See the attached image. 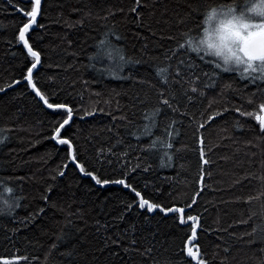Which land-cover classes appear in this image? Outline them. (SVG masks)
I'll return each mask as SVG.
<instances>
[{"label": "trees", "instance_id": "16d2710c", "mask_svg": "<svg viewBox=\"0 0 264 264\" xmlns=\"http://www.w3.org/2000/svg\"><path fill=\"white\" fill-rule=\"evenodd\" d=\"M146 2L144 20L151 25L150 28L137 26L135 13L127 11L131 6L130 0H43L44 15L39 17V21L46 28L37 27L30 32L45 62L39 69V75L45 83L49 78L54 80L52 88L59 94L60 100H67L77 108H102L110 110L117 117L124 114L128 117L127 121L114 120L112 115L97 111L95 116L84 120L78 117L75 119L69 131L76 134L82 158L88 160L90 166L95 162L98 152L111 148L117 139L136 146L130 133L136 132L139 126L143 134L142 126L148 123L143 119L145 110L159 103L157 92L161 87L149 64L136 66V79L145 78L155 87L140 85L134 80L112 78L114 69L109 67L111 64L106 60V52L113 49L97 47L103 38V17L108 15V11L115 13L109 18V27L116 25L117 31L124 37L120 41H113L117 49H124L128 54H134L151 64L166 66L169 61L165 60L164 53L170 46L173 47L180 55L170 62V79L178 66L183 70L184 66L179 64L181 59L190 62L176 41L167 37L172 35L179 39L185 25H177L176 21L189 12L188 4L191 0ZM244 2L240 0V3ZM231 3L233 0H198L200 11L189 20L192 35L199 37L203 34L206 26L204 15L211 11V7ZM73 9L80 11L74 12ZM81 17L82 24L74 28L68 26V21L75 22ZM58 20L59 23L56 22ZM18 24L19 14L11 10L8 0H0V85H6L12 76L19 75V65L23 60L22 46L15 42L8 43L14 40ZM36 34H40L42 39ZM90 56L97 59L89 61ZM191 56L202 64L194 53ZM204 68L205 71L209 70L208 66ZM132 71L131 68H125L120 74L128 76ZM219 77L214 88L205 90L203 102L197 98L195 106L189 109V112H197V124L200 122L199 112L207 108L209 102H212L209 111L222 107L224 99L229 97L233 104L242 103L239 95L225 89L227 83L234 80L236 86L243 89L245 96L249 91H256L254 85L246 86L235 73H220ZM174 87L183 108L185 97L182 93L188 84L181 79ZM137 97L147 103L140 104ZM147 114L150 115V112ZM50 115L31 96H21L18 86L0 94V139L8 138L0 144V181L4 186L13 187L14 195L22 198L19 201L21 207L13 214L15 220L7 215L0 216V256L12 255L18 248L21 254L27 252L35 257V264H45L46 258L47 264H177L176 253L184 233L177 231L171 219L160 214L150 215L146 220L138 211H133L120 220L117 217L122 214L121 201L125 199L123 193L126 192L120 186L99 188L71 169L64 177L53 180L63 153L52 150L53 142L42 141ZM168 123V120L160 117L159 127L153 129L155 136H144L139 147L148 145L153 138L163 139L167 143L169 138L164 129ZM225 135L227 133L220 126L204 132L206 145L213 149L209 157L213 163L211 179L207 180L205 190L194 206L193 214H202L200 223L205 228L199 232L198 240L213 264H221V261L223 264H262L264 231L259 229H264V196H261L263 191L258 190L257 183L264 187V182L259 179L264 175V145L255 141L250 132L237 134V140L231 141L224 139ZM247 140H254L256 147L248 150L245 146ZM126 143L115 148L117 156L126 149ZM192 148L193 131L185 125L173 149H163L157 145L143 154L137 149L130 157L132 164L136 163L135 156L141 154L142 166L150 164L152 167L147 173H134V182L142 190L147 182L149 188L145 191L149 197L158 195L153 191L155 187L162 191L160 199L167 203H190L194 189L198 187L196 180L200 170L198 153L193 152ZM163 151H169L173 156V163L169 167H161ZM117 156L111 157V167L105 164L101 169L105 175H117L114 171ZM250 173H254L256 178L250 183L246 182L243 188L238 185L234 187L236 181L243 180L244 175ZM49 185H54L50 194L46 193ZM0 193H3L2 187ZM45 194L50 196L46 211L27 225L19 224V220L45 206L42 198ZM249 197H252L250 202ZM69 218L74 221V225L66 223ZM241 220L248 223H241ZM254 227L258 229L254 236L250 238L245 235ZM14 229L15 246L12 240L5 239ZM124 233H127L128 239L135 237V250L125 251L128 248V240L125 239L120 245L111 244L102 252L99 251L105 237L115 238ZM62 235L63 238L58 239ZM53 245L57 247L53 249ZM225 247L230 250L227 254L223 251ZM73 248V257L61 255ZM145 248L152 249L151 256L143 254ZM215 253L218 254L214 256Z\"/></svg>", "mask_w": 264, "mask_h": 264}, {"label": "snow or ice", "instance_id": "6c2138e0", "mask_svg": "<svg viewBox=\"0 0 264 264\" xmlns=\"http://www.w3.org/2000/svg\"><path fill=\"white\" fill-rule=\"evenodd\" d=\"M130 4L131 6L127 11L135 13L137 26L150 28L151 25L144 20L143 13V9L147 7L146 0H130ZM8 5L11 10L19 14L17 33L14 36V40H10L8 43L13 44L15 42L22 46L21 55L23 60L19 65V75L12 76L6 85H0V94H4L8 89H15L18 86L21 96H31L37 101L39 106L50 112L48 128L42 137V141L49 140L53 142L52 150L56 153H63L55 169L53 180L57 177H64L67 171L71 169L74 173L78 172L81 177L88 179L90 184L99 188H105L109 185L120 186L126 192L123 193L125 199L121 201L122 214L117 219L123 220L127 214L133 211H138L146 220L149 219L150 215L163 214V217L172 220L173 226L178 232L184 233V236L181 237L182 243L176 253L178 257L177 264H213V261L208 259L207 253L198 240L199 232L205 230L204 225L200 223L203 216L202 214H193L195 212L194 206L198 204V197L205 190L207 180L211 179L213 161L209 157L213 149L206 145L204 132L211 127L220 126L222 131L227 133L224 139L230 141L237 140V134L243 135L250 132L253 134L255 141L264 145V0H245L244 3H240V0H233L231 4H220L218 7H211V11L206 12L204 15V24L206 26L203 29V34L199 37L192 35L193 29L189 25L192 15L200 11L198 0H191L188 4L189 12L185 13L184 16L178 17L176 21L177 25H185L184 30L180 32L179 39L172 35L167 37L169 40L176 41L179 49L185 51L190 62H185V60L181 59L179 64L184 66L183 70L178 66L171 79L169 75L170 62L179 56L180 53L174 51L173 47L170 46L164 53L165 60L169 61V64L165 66L151 64L149 61L134 54H128L124 49H117L113 41H120L124 37L117 31L116 25L109 27V18L115 14L112 10H109L108 15L103 17L105 31L97 47L98 49L111 47L116 52V58L112 65L109 66L114 69L112 78L134 80L137 84H149V86L155 87L145 78L136 79V66L149 64L150 67H153L161 87L157 92L159 103L145 110L143 119L147 120L148 123L142 126L143 134H141L139 126L136 132L130 133L136 142V146L130 142L126 143L123 139H117L116 144L111 148L106 151L102 149L98 152L96 160L91 166L88 160L82 158L83 153L80 151V145L75 138L76 134L69 131L75 119L78 117L80 120H84L86 117L95 116L97 111L112 115L114 120L127 121V115L124 114L117 117L110 110L77 108L67 100H60L58 98L59 94L52 88L54 80L49 78L48 82L45 83L39 75V69L44 66L45 62L42 59V52L35 46V37L30 35V32L37 27L40 29L46 28V25L40 23L38 19V17L44 15L42 0H8ZM73 11L79 12L80 10L73 9ZM120 11H124V9H120ZM56 22L59 23V20ZM67 23L70 28H74L83 23V17L75 22L68 21ZM36 35L42 39L40 34ZM153 35H156V32H153ZM181 40L184 42H180ZM143 47L146 48L147 45ZM192 53L195 54L202 64L197 63L192 58ZM108 55L111 58V53ZM95 59H97L95 56L89 57V61ZM204 66H208L209 70L205 71ZM125 68L133 69L130 75L124 76L120 74ZM185 71L187 72L186 76ZM220 73H235L240 80L245 82L246 86L254 85L256 91H249L245 96L243 89L236 86L234 80L227 83L225 89H229L233 94L239 95L242 103L233 104L229 97L224 99L222 107L209 111L212 109V102H209L207 108L199 112L200 122L197 124V112H189V109L195 106L197 98L200 99L201 103L203 102L206 94L205 90L215 87ZM181 79L188 84V87L182 93L185 97L183 108L180 106L174 87L175 84L180 83ZM223 95L224 90L221 92V96ZM137 100L140 104L147 103L146 100L140 97H137ZM106 103L109 102L106 101ZM81 112L83 113L82 115ZM149 112L150 115L147 114ZM160 117L169 121L164 129L165 134L169 138L168 142L165 143L163 139L153 138L148 145L139 147L144 136H155L153 129L159 127ZM129 123L134 122L129 121ZM185 125L192 128V151L198 153L200 167L198 179L196 180L198 187L194 189V194L190 198L191 202H185L183 205L177 202L167 203L160 199L163 193L159 188L155 187L153 191L157 192L158 195L149 197L145 191L149 188V184L145 182L142 190L134 182V173H147L152 167L150 164L142 166L143 156L141 154L148 153L156 148L157 145L163 149H173ZM7 139V137L0 139V144L5 143ZM254 140L245 141V146L248 150L256 147ZM125 143L126 149L117 156L115 148ZM219 146L217 145V147ZM137 149L141 154L135 156L136 163L133 165L130 157ZM113 156H117L116 168L114 169L117 175H105L101 169L104 168L105 164L109 167L112 166L113 160L111 157ZM172 163V154L169 151H163L161 167H169ZM255 178L254 173L245 174L244 179L236 181L234 187L238 185L243 188L246 182L250 183ZM259 179L264 182V175H261ZM0 187L3 188V193H0V216L7 215L15 220L16 217L13 214L17 208L21 207L19 201L22 198L16 197L13 187L4 186L2 181H0ZM53 189L54 185H49L46 193L50 194ZM261 196H264V192L261 193ZM42 198L45 201V206H41L31 216L19 220V224L27 225L33 222L34 218L38 217L40 213L46 211L50 196L45 194ZM251 199L252 197H249L248 202ZM72 215L78 216L79 214L72 213ZM66 223L74 225V221L70 218ZM241 223H248V221L241 220ZM77 230L81 231L80 229ZM132 230L134 231V226ZM259 230L264 231V229ZM257 231L258 229L254 227L250 233L246 232L245 235L251 238ZM15 234L16 230L14 229L11 235L5 237L7 240H12L14 246ZM62 238L63 235L58 237V239ZM125 239L128 240V248L125 251L128 249L135 250L137 243L135 237L128 239L127 233H124L115 238L105 237L104 245L99 251L102 252L104 248L109 247L111 244L120 245L122 240ZM83 242L84 238L81 239V243ZM52 247L55 249L57 245ZM223 251L227 254L230 250L225 247ZM151 252V248H145L143 254L151 256ZM74 253L75 248L61 253V255L73 257ZM217 254L215 253L214 256ZM35 259L27 252L21 254L20 249L17 248L12 255L0 256V264H35ZM45 264H47V258L45 259ZM221 264H223V261H221Z\"/></svg>", "mask_w": 264, "mask_h": 264}, {"label": "rangeland", "instance_id": "374dc122", "mask_svg": "<svg viewBox=\"0 0 264 264\" xmlns=\"http://www.w3.org/2000/svg\"><path fill=\"white\" fill-rule=\"evenodd\" d=\"M208 26H210V25H208ZM109 53H111V58H109ZM115 58H116V52L115 51H113V50H108L107 52H106V60L112 65V63H113V61L115 60ZM260 150V149H259ZM258 184V190L259 191H263L264 192V187L262 186V184H259V183H257Z\"/></svg>", "mask_w": 264, "mask_h": 264}, {"label": "water", "instance_id": "95a60500", "mask_svg": "<svg viewBox=\"0 0 264 264\" xmlns=\"http://www.w3.org/2000/svg\"><path fill=\"white\" fill-rule=\"evenodd\" d=\"M42 2H43V0H42ZM38 19H39V17H38Z\"/></svg>", "mask_w": 264, "mask_h": 264}]
</instances>
